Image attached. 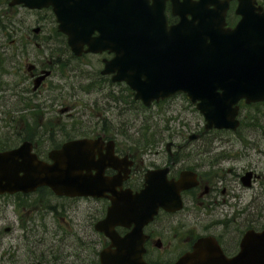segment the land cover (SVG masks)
<instances>
[{"label": "water", "instance_id": "obj_1", "mask_svg": "<svg viewBox=\"0 0 264 264\" xmlns=\"http://www.w3.org/2000/svg\"><path fill=\"white\" fill-rule=\"evenodd\" d=\"M110 1L12 0L10 5L30 9L53 6L59 30L67 35L76 56L114 53V58L104 60L102 74L113 75V82L127 83L136 92L135 99L146 106L178 92L185 93L204 115L205 132L214 128L237 130L238 103L243 99L247 104L264 102V9L255 7L256 0H239L237 14L241 20L235 28H226L230 0H171L172 14L179 18L173 25H169L165 13L166 0H155V8L149 0ZM207 2L224 8L211 10ZM50 73L46 71L36 80L35 89ZM198 137L194 134L189 140ZM166 147L173 155L172 143ZM49 155L53 164L40 160L29 142L0 152V194L29 193L48 186L57 195L104 196L106 189L96 190V185L107 187L109 181L102 178L105 167H95L93 159L94 155H115L113 141L71 140ZM92 169L98 171L94 177ZM168 173L169 168L149 171L145 189L128 199L137 206L132 212L122 210V216H140L132 222L142 227L153 220L160 208L180 210L181 193L198 184L197 174L183 171L178 180H169ZM251 178L252 173H247L245 185H250ZM116 216L113 203L107 221ZM106 233L112 238L110 232ZM135 236L134 249L139 248ZM204 242L195 246L193 256ZM132 252H127L124 264H145L140 252ZM191 257L186 254L179 264H191ZM237 260L238 257L232 264H264V231L246 233Z\"/></svg>", "mask_w": 264, "mask_h": 264}, {"label": "flooded vegetation", "instance_id": "obj_2", "mask_svg": "<svg viewBox=\"0 0 264 264\" xmlns=\"http://www.w3.org/2000/svg\"><path fill=\"white\" fill-rule=\"evenodd\" d=\"M166 5L170 8V1ZM237 5L236 0L230 3L228 16ZM49 16L52 21L51 14ZM15 42L14 39L12 43ZM103 56L110 58L107 53ZM1 61L0 54V64ZM49 65L52 69L53 63ZM46 69L48 66L44 63L41 66L28 63L27 79H17L13 91L17 99L13 118L20 130L16 135L23 134L31 140L42 133L43 128L45 134L47 131L43 124L37 130L33 123L38 106L48 110L34 103L50 80L46 78L41 87L35 89L36 80ZM5 74L0 65V93H4L1 98L8 96L4 101L8 103L14 95L6 93L10 88H4L7 84L2 83ZM47 114L44 121L48 120ZM20 123L25 124L22 131ZM107 136L105 131L98 137L108 140ZM33 142L36 143V138ZM38 156L50 161L48 155ZM158 156L162 162L150 164L145 155L121 153L117 149L116 155H94L99 167L107 166L104 171L105 180L109 181L107 187L96 185L97 190L106 189L104 196H60L47 186L27 194L0 195V264H104L103 261L124 264L127 252L134 250L141 253V261L146 264H179L186 254H192L191 264H232L237 257L239 260L246 233L264 231V206L256 205L255 199L246 204L243 188H252L260 176L251 169L244 171L254 174L252 186L246 187L244 177L232 166L233 159H237L234 155H222L217 163L210 158L204 172L187 166L180 155ZM200 156L184 155V158L194 160ZM162 167L170 168L169 179H178L184 170L194 171L198 184L182 192V210L171 212L161 208L150 223L140 227L132 222L141 219L140 216L123 217L121 211L130 209L132 212L137 204L128 200L129 197L145 188L149 170ZM95 173L94 170L92 174ZM113 203L118 216L106 221ZM187 209L189 216L185 221L176 218ZM134 234L139 246L135 249L132 247ZM127 236L131 239H126ZM202 240H205L204 246L193 256L195 246Z\"/></svg>", "mask_w": 264, "mask_h": 264}, {"label": "rangeland", "instance_id": "obj_3", "mask_svg": "<svg viewBox=\"0 0 264 264\" xmlns=\"http://www.w3.org/2000/svg\"><path fill=\"white\" fill-rule=\"evenodd\" d=\"M8 1L0 0V54L3 57L0 65L6 73L2 83L7 84L4 88H10L6 93H13L17 79H27L28 63L49 66L55 56L62 57L61 62L55 64L46 88L34 101L48 108L47 119H50L48 140L37 146L40 155H47L66 140L96 136L94 133L101 129L115 138L118 151L145 155L150 164L162 162L158 155H168L166 145L169 142L174 143L173 153H178L186 165L201 172L208 167L210 158L217 163L221 155H234L237 159L233 157L232 166L239 176H244V171L249 169L260 176L252 188L243 187L246 204L255 199L256 205L264 206V103L242 104L239 117L242 124L237 132L213 130L189 142L191 134L202 133L205 121L184 95L144 108L134 100V93L126 84L97 81L104 56L86 55L76 59L67 50L63 37L55 38L57 24L54 17L50 21L49 11L13 10L7 7ZM38 27L41 31L36 35L33 31ZM14 39L16 42L12 43ZM50 41L53 47L48 46ZM92 80L96 86H103L84 90ZM3 94L0 93V149L17 147L22 139V134L16 135L20 130L13 118L17 99L12 94L11 101L5 103L9 97L2 99ZM63 101L66 102L63 104ZM63 110L66 112L61 113ZM43 113L38 106L34 118L39 121ZM20 125L22 131L25 124ZM184 155L201 156L186 160ZM240 186L242 188V184ZM188 216L187 209L176 218L185 221Z\"/></svg>", "mask_w": 264, "mask_h": 264}, {"label": "trees", "instance_id": "obj_4", "mask_svg": "<svg viewBox=\"0 0 264 264\" xmlns=\"http://www.w3.org/2000/svg\"><path fill=\"white\" fill-rule=\"evenodd\" d=\"M170 21H171V22H175L176 19L173 18V17H170ZM60 37H63V35H61L60 33H58L57 30H56V31H55V38H56V39H60ZM62 40H63L64 43H66L64 37H63ZM66 48H67V46H66ZM67 50H68V48H67ZM60 68H62V67H60ZM96 78H97V79L99 78L98 75H97ZM97 81H98V80H97ZM94 86H95V81L92 80L90 83H88V84L85 85L84 87H85V89H86L87 91H91L92 88H93ZM35 138L37 139V138H39V136H36ZM35 138H33V139H35ZM28 139H30V138H28ZM33 139H32V140H33ZM57 147H58V146H57ZM175 155H179V154H178V153H175Z\"/></svg>", "mask_w": 264, "mask_h": 264}, {"label": "bare ground", "instance_id": "obj_5", "mask_svg": "<svg viewBox=\"0 0 264 264\" xmlns=\"http://www.w3.org/2000/svg\"><path fill=\"white\" fill-rule=\"evenodd\" d=\"M84 90H86V89L84 88Z\"/></svg>", "mask_w": 264, "mask_h": 264}]
</instances>
